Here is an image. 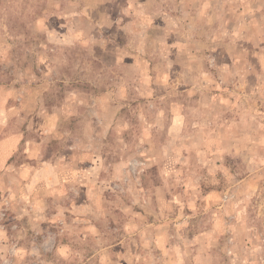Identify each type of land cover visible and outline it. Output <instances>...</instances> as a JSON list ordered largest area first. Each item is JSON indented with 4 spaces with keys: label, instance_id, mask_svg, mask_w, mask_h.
Instances as JSON below:
<instances>
[{
    "label": "rangeland",
    "instance_id": "1",
    "mask_svg": "<svg viewBox=\"0 0 264 264\" xmlns=\"http://www.w3.org/2000/svg\"><path fill=\"white\" fill-rule=\"evenodd\" d=\"M0 264H264V0H0Z\"/></svg>",
    "mask_w": 264,
    "mask_h": 264
}]
</instances>
